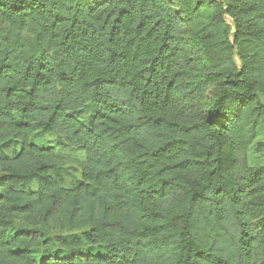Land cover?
I'll list each match as a JSON object with an SVG mask.
<instances>
[{"label": "trees", "instance_id": "trees-1", "mask_svg": "<svg viewBox=\"0 0 264 264\" xmlns=\"http://www.w3.org/2000/svg\"><path fill=\"white\" fill-rule=\"evenodd\" d=\"M0 19L36 29L0 43V264H264V0H0Z\"/></svg>", "mask_w": 264, "mask_h": 264}, {"label": "rangeland", "instance_id": "rangeland-1", "mask_svg": "<svg viewBox=\"0 0 264 264\" xmlns=\"http://www.w3.org/2000/svg\"><path fill=\"white\" fill-rule=\"evenodd\" d=\"M18 33L21 40L26 43V47L27 49L31 50L34 46H33V42L35 40L36 37V29L34 26L27 24V25H22V26H18L16 24H10L7 22H4L2 19H0V43L6 42L7 39L9 37H11L12 35ZM48 140L52 141L51 144H55V134L53 132L47 134ZM15 148H18L21 146L19 143H16ZM15 148L14 146H12L10 148V150L8 151L9 155H13L15 153ZM55 151L56 154L59 157H63V158H69L70 160H76L78 162H83L85 161V155L83 152L79 151L76 148H62L60 146H58L57 144H55ZM71 171L79 178L80 177V169L79 166L72 162L71 163ZM63 184L67 185V186H71L72 184V178L70 177H66L65 181L63 182ZM18 224L20 225H28V220L26 218H23L22 220H20L18 222ZM79 231H74V232H62L59 230H51V236L53 235H60V234H71V233H78ZM4 264H12V262H4Z\"/></svg>", "mask_w": 264, "mask_h": 264}]
</instances>
